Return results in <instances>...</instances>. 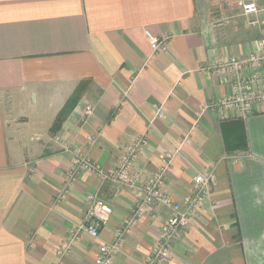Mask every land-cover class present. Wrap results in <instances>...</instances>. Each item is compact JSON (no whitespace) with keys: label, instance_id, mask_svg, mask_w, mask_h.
I'll return each instance as SVG.
<instances>
[{"label":"crops","instance_id":"obj_1","mask_svg":"<svg viewBox=\"0 0 264 264\" xmlns=\"http://www.w3.org/2000/svg\"><path fill=\"white\" fill-rule=\"evenodd\" d=\"M145 31L167 36L166 49L153 51ZM259 36L240 0H0V264H95L167 155L173 201L198 173L212 171L215 187L162 264H264V103L246 117L201 111L232 93L230 76L208 63L247 56ZM145 133L135 188L81 171L59 197L66 147L112 171ZM92 196L110 204L108 223L61 255ZM170 214L153 205L113 264H142Z\"/></svg>","mask_w":264,"mask_h":264},{"label":"built area","instance_id":"obj_2","mask_svg":"<svg viewBox=\"0 0 264 264\" xmlns=\"http://www.w3.org/2000/svg\"><path fill=\"white\" fill-rule=\"evenodd\" d=\"M259 1L240 0L241 12L247 19V23L259 27L260 36L257 41V49L245 57L227 56L213 59L208 63L206 67L208 71L216 74L225 73L230 76L232 93L203 105L201 111L208 108L219 112L228 110L246 117L252 112L255 104L264 103V86H262L264 82V19L260 20L257 17L258 12L263 9L259 6ZM222 24L221 20H217L215 26L220 27ZM145 35L153 51L158 52L166 49L167 36H154L148 31H145ZM243 71H248V74H243ZM157 116L162 117L163 113L159 112ZM147 142L146 133L136 135L132 139L129 149L122 155L116 168L112 171L105 170L78 149L66 147L65 151L71 155L72 166L66 173L64 188L59 197L70 187L81 171H87L97 176L102 182L135 188L142 172L136 165V159ZM171 161L172 155L164 157L153 175L143 182L137 203L123 224L115 231L113 240L99 246L95 264H113L114 255L121 249L132 227L155 204L169 207L171 214L162 225L157 240L142 264H162L170 259L173 243L189 224L191 217L199 210L203 200L211 194L215 187V176L212 171L198 173L193 177L191 190L183 201H173L164 188ZM111 214L112 208L109 203L98 196H92L81 222L62 244L60 254L67 253L72 243L78 242L83 233L92 238H98Z\"/></svg>","mask_w":264,"mask_h":264},{"label":"trees","instance_id":"obj_3","mask_svg":"<svg viewBox=\"0 0 264 264\" xmlns=\"http://www.w3.org/2000/svg\"><path fill=\"white\" fill-rule=\"evenodd\" d=\"M76 101V97H71L69 100H67V102L65 103V105L62 107V109L58 112V114L56 115L53 124L51 126L52 130H55L56 128H58L62 121L64 120L66 114L69 111V108L72 104H74Z\"/></svg>","mask_w":264,"mask_h":264}]
</instances>
